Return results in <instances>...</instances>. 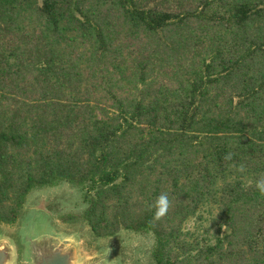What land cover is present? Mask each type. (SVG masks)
I'll return each mask as SVG.
<instances>
[{
	"label": "trees",
	"instance_id": "1",
	"mask_svg": "<svg viewBox=\"0 0 264 264\" xmlns=\"http://www.w3.org/2000/svg\"><path fill=\"white\" fill-rule=\"evenodd\" d=\"M260 177L264 0H0V223L67 181L153 264H264ZM203 206L207 237L184 230Z\"/></svg>",
	"mask_w": 264,
	"mask_h": 264
},
{
	"label": "rangeland",
	"instance_id": "2",
	"mask_svg": "<svg viewBox=\"0 0 264 264\" xmlns=\"http://www.w3.org/2000/svg\"><path fill=\"white\" fill-rule=\"evenodd\" d=\"M86 191V185L67 181L31 189L16 221L0 223V249L8 253L5 264H39L52 250L66 253L68 264H99L102 257L103 264H153L150 231L121 228L110 236L94 235L83 218ZM198 213L200 217L185 221L184 230L210 236L213 227L205 228L215 211L203 206Z\"/></svg>",
	"mask_w": 264,
	"mask_h": 264
},
{
	"label": "clouds",
	"instance_id": "3",
	"mask_svg": "<svg viewBox=\"0 0 264 264\" xmlns=\"http://www.w3.org/2000/svg\"><path fill=\"white\" fill-rule=\"evenodd\" d=\"M243 169L241 168V171ZM255 189L259 193V195L264 196V177H260L255 181ZM169 207V199L167 194L159 195L156 200L150 205V208H155L154 218L159 219L164 216ZM69 240L71 238H68ZM99 264H103V257Z\"/></svg>",
	"mask_w": 264,
	"mask_h": 264
},
{
	"label": "water",
	"instance_id": "4",
	"mask_svg": "<svg viewBox=\"0 0 264 264\" xmlns=\"http://www.w3.org/2000/svg\"><path fill=\"white\" fill-rule=\"evenodd\" d=\"M7 257H8L7 251L1 248L0 264H5ZM39 264H68V255L58 250H52V252L41 257Z\"/></svg>",
	"mask_w": 264,
	"mask_h": 264
}]
</instances>
